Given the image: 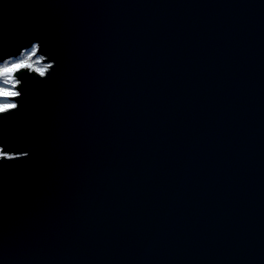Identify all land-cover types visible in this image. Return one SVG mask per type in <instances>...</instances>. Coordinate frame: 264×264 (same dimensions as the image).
Segmentation results:
<instances>
[{
  "label": "water",
  "instance_id": "95a60500",
  "mask_svg": "<svg viewBox=\"0 0 264 264\" xmlns=\"http://www.w3.org/2000/svg\"><path fill=\"white\" fill-rule=\"evenodd\" d=\"M35 34L0 264H264V0H0V46Z\"/></svg>",
  "mask_w": 264,
  "mask_h": 264
},
{
  "label": "snow or ice",
  "instance_id": "6c2138e0",
  "mask_svg": "<svg viewBox=\"0 0 264 264\" xmlns=\"http://www.w3.org/2000/svg\"><path fill=\"white\" fill-rule=\"evenodd\" d=\"M26 57L30 61L20 64ZM61 63L60 54L42 34L0 46V67L20 65L11 79L0 74V170L17 167L13 161L26 163L34 154L35 143L23 130V122L34 98L59 75Z\"/></svg>",
  "mask_w": 264,
  "mask_h": 264
},
{
  "label": "clouds",
  "instance_id": "9594fccd",
  "mask_svg": "<svg viewBox=\"0 0 264 264\" xmlns=\"http://www.w3.org/2000/svg\"><path fill=\"white\" fill-rule=\"evenodd\" d=\"M29 61H30V57H26L24 60H22V61L20 62V64H26V63H28ZM18 66H20V65H16V64H14V65H11V66H8V67H0V74H5V73H7L9 79H11V72L14 70L15 67H18ZM0 107H2V106H0Z\"/></svg>",
  "mask_w": 264,
  "mask_h": 264
},
{
  "label": "rangeland",
  "instance_id": "374dc122",
  "mask_svg": "<svg viewBox=\"0 0 264 264\" xmlns=\"http://www.w3.org/2000/svg\"><path fill=\"white\" fill-rule=\"evenodd\" d=\"M36 62H38V64H39V60L37 59V61Z\"/></svg>",
  "mask_w": 264,
  "mask_h": 264
},
{
  "label": "trees",
  "instance_id": "16d2710c",
  "mask_svg": "<svg viewBox=\"0 0 264 264\" xmlns=\"http://www.w3.org/2000/svg\"><path fill=\"white\" fill-rule=\"evenodd\" d=\"M38 63V62H37Z\"/></svg>",
  "mask_w": 264,
  "mask_h": 264
}]
</instances>
